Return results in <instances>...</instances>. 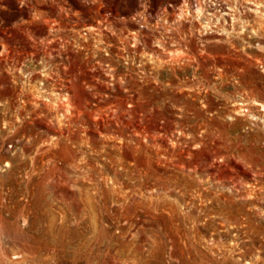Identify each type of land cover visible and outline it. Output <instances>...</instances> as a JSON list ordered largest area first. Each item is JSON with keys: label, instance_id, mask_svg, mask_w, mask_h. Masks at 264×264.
Here are the masks:
<instances>
[{"label": "rangeland", "instance_id": "374dc122", "mask_svg": "<svg viewBox=\"0 0 264 264\" xmlns=\"http://www.w3.org/2000/svg\"><path fill=\"white\" fill-rule=\"evenodd\" d=\"M195 1L0 0V264H264V15Z\"/></svg>", "mask_w": 264, "mask_h": 264}, {"label": "bare ground", "instance_id": "6f19581e", "mask_svg": "<svg viewBox=\"0 0 264 264\" xmlns=\"http://www.w3.org/2000/svg\"><path fill=\"white\" fill-rule=\"evenodd\" d=\"M246 1V0H245ZM238 3L241 5L242 3L249 4L251 11H253L254 14L259 16L260 18L263 17V8H261V0H247L246 2H241L240 0H223L221 3L218 2V0H210V7L211 13V21L210 20H204V23L206 24L204 27L207 30V32L212 33L215 32L216 34H224L229 33L231 29H235L238 25V21H244L241 18V15L239 14L238 10ZM203 5L200 2V0L195 1V16L198 19L200 14L202 13ZM88 30H94L96 27L93 25L87 26ZM88 31V32H89ZM256 33V32H255ZM88 34V33H87ZM86 38V37H85ZM45 77L47 75L45 74ZM51 95H55L53 92ZM56 105V103H52ZM67 108V107H66ZM262 108L264 110V106L262 105Z\"/></svg>", "mask_w": 264, "mask_h": 264}]
</instances>
